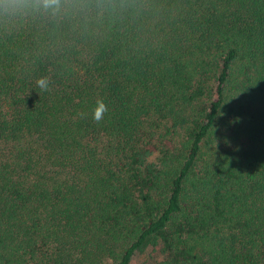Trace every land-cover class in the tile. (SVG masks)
I'll return each mask as SVG.
<instances>
[{
	"label": "trees",
	"instance_id": "16d2710c",
	"mask_svg": "<svg viewBox=\"0 0 264 264\" xmlns=\"http://www.w3.org/2000/svg\"><path fill=\"white\" fill-rule=\"evenodd\" d=\"M146 247L264 264V0L0 10V264Z\"/></svg>",
	"mask_w": 264,
	"mask_h": 264
},
{
	"label": "clouds",
	"instance_id": "9594fccd",
	"mask_svg": "<svg viewBox=\"0 0 264 264\" xmlns=\"http://www.w3.org/2000/svg\"><path fill=\"white\" fill-rule=\"evenodd\" d=\"M67 3L68 0H0V10L7 13L35 12L55 17L65 10ZM36 85L41 90L47 91L49 80L47 77L38 78ZM107 111L108 108L103 100L98 99L93 109V119L99 122Z\"/></svg>",
	"mask_w": 264,
	"mask_h": 264
},
{
	"label": "rangeland",
	"instance_id": "374dc122",
	"mask_svg": "<svg viewBox=\"0 0 264 264\" xmlns=\"http://www.w3.org/2000/svg\"><path fill=\"white\" fill-rule=\"evenodd\" d=\"M156 253L146 247L142 251L136 252L132 257L129 262V264H152L153 259H155ZM152 259V260H151ZM157 260L159 259L156 258Z\"/></svg>",
	"mask_w": 264,
	"mask_h": 264
}]
</instances>
